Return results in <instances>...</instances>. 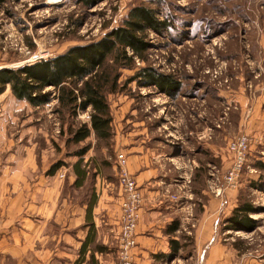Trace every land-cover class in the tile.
<instances>
[{
	"label": "rangeland",
	"instance_id": "obj_1",
	"mask_svg": "<svg viewBox=\"0 0 264 264\" xmlns=\"http://www.w3.org/2000/svg\"><path fill=\"white\" fill-rule=\"evenodd\" d=\"M136 5L155 9L167 26L159 32L148 28L146 60L121 69L119 82L125 86L108 95L111 137L91 134L67 143L68 128L88 122L90 108L76 115L56 113L55 98L34 107L17 98L10 85L0 93V264H63L74 257L64 254L65 214L99 195L92 175L82 187H72L68 166L80 159L81 166H100L112 181L106 192L116 204L121 187L112 166H120L121 156L129 166L133 146L147 162L164 164L165 178L172 179L171 186L164 185L169 199L185 207L182 212L191 220L204 208V190L214 198L213 239L205 252H196L194 263L264 264V0H94L88 5L6 0L0 5V69L98 41L120 27ZM147 67L178 84L145 85L137 74ZM241 137L247 141L245 159L234 178L230 146ZM85 146L88 151L79 155ZM54 164L60 166L51 173ZM245 204H252L248 216L254 222L235 213ZM46 214L52 217L46 220ZM142 214L143 206L140 220ZM236 215L239 227L231 221ZM119 234L113 238L117 246L102 260L120 264Z\"/></svg>",
	"mask_w": 264,
	"mask_h": 264
},
{
	"label": "trees",
	"instance_id": "obj_2",
	"mask_svg": "<svg viewBox=\"0 0 264 264\" xmlns=\"http://www.w3.org/2000/svg\"><path fill=\"white\" fill-rule=\"evenodd\" d=\"M81 1L88 5L94 0ZM5 2L6 0H0V5ZM156 15L157 11L148 6H133L122 25L113 28L98 41L72 46L53 58L39 59L33 64L18 68H1L0 93L10 85L17 98L28 101L34 107L45 105L55 98L56 113L68 111L69 115H76L79 111H87L90 108L88 122H80L77 127L68 128L67 143L82 142L92 133L98 139L109 138L112 135L113 117L108 95L125 86H120L119 82L122 68H136L137 60H146L145 53L150 46V42L145 39L146 30L152 28L159 32L167 26V21L158 20ZM137 76H142L143 79L140 80H145V85L170 87L178 84L170 80V76H166L169 79L165 80L159 74H155L151 67L141 69ZM48 86H52L53 90L45 91ZM60 133L64 134L62 126ZM88 149L89 146L82 147L79 155H84ZM81 164V159L74 164L79 177L85 175V172L79 169ZM59 166L60 164H54L51 173ZM75 184L78 185V178ZM252 210V204H245L239 206L235 213L237 212V215L242 213L241 217H244L246 222H254L248 216ZM237 215L233 216L231 221L239 227L238 223L241 220ZM175 224L174 228H177L178 223ZM87 238L75 264H82L88 241L93 239L92 232ZM95 249L102 252L105 248L97 244ZM90 258L94 263V253Z\"/></svg>",
	"mask_w": 264,
	"mask_h": 264
},
{
	"label": "crops",
	"instance_id": "obj_3",
	"mask_svg": "<svg viewBox=\"0 0 264 264\" xmlns=\"http://www.w3.org/2000/svg\"><path fill=\"white\" fill-rule=\"evenodd\" d=\"M204 144L207 145L205 146L206 149H211V144L208 142ZM141 154H143V151L134 146L127 153V163H129L127 169L135 177L144 197L143 214L137 227V246L133 249L135 264H197L192 261V258L194 259L196 252L199 253L205 245L207 247V242L213 239L214 210L212 203L214 198L212 196L208 197V190H204L205 200L202 204L204 208L197 215L196 220H191V217L185 216L182 212V208L185 207L175 204L169 199L170 196L164 185L171 186L170 181L172 179L168 181L165 178L166 169L164 164H160L159 160L156 164L147 162ZM79 167L80 170L85 172L82 177L77 176L75 166H68V171H72L70 185L80 188L92 175L95 187H97L95 191H97L99 198L93 202H79L72 207L71 212L65 214L66 231L63 238L69 244L66 245L67 251L64 254L70 257L72 256L71 252H73L74 257L68 258L63 264L76 263L91 232L93 239L88 241L82 264H119L118 261L115 263L108 259L102 260L101 257L108 254L112 245H116L114 239L117 238L120 231L122 191L119 188L120 191H118L117 197L119 202L115 204L111 201V197L113 198L114 195L110 191L106 192L107 188L112 185V181L106 180V177L102 175L101 167L85 165ZM112 168L118 171V166H112ZM77 178L78 185L75 184ZM49 202L50 199H47V205L50 204ZM50 217H52V214L49 216L46 214V220ZM183 221H187L189 224L186 225ZM176 222L178 227L174 228ZM112 231L116 235H113ZM45 234L47 238L48 229H46ZM187 241L191 244L187 245ZM97 244H101L105 248L104 251H97L95 249ZM51 250L53 251V249ZM183 250H189L190 252L187 255L185 254L184 258L180 257V259L177 256H180ZM203 251L206 250L203 249ZM46 252H49L48 248H46ZM92 253L95 256L94 263L91 262L90 258ZM204 260H207L206 254L202 261L204 262Z\"/></svg>",
	"mask_w": 264,
	"mask_h": 264
},
{
	"label": "built area",
	"instance_id": "obj_4",
	"mask_svg": "<svg viewBox=\"0 0 264 264\" xmlns=\"http://www.w3.org/2000/svg\"><path fill=\"white\" fill-rule=\"evenodd\" d=\"M246 139L239 138L230 146L233 152V163L231 176L236 178L242 169L245 159L243 149L246 147ZM119 183L123 192L121 230L118 237V252L120 264H135L133 249L137 246V227L140 222L141 208L143 206V195L135 177L127 169L126 159L120 157L118 166Z\"/></svg>",
	"mask_w": 264,
	"mask_h": 264
},
{
	"label": "bare ground",
	"instance_id": "obj_5",
	"mask_svg": "<svg viewBox=\"0 0 264 264\" xmlns=\"http://www.w3.org/2000/svg\"><path fill=\"white\" fill-rule=\"evenodd\" d=\"M56 1V0H55Z\"/></svg>",
	"mask_w": 264,
	"mask_h": 264
}]
</instances>
